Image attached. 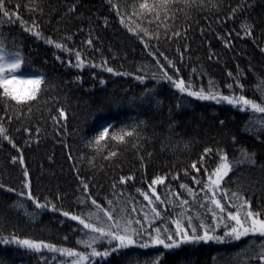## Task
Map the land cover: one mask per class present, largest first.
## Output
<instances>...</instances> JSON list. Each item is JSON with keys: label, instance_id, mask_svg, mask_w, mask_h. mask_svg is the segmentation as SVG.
<instances>
[{"label": "trees", "instance_id": "1", "mask_svg": "<svg viewBox=\"0 0 264 264\" xmlns=\"http://www.w3.org/2000/svg\"><path fill=\"white\" fill-rule=\"evenodd\" d=\"M36 2L43 8V15L28 12L24 5L29 4L30 0H14L13 9L26 21L37 19L44 36L56 42H65L72 53L62 52L46 44L43 39L37 40L30 33L23 32L18 22L5 24L3 27L9 45L12 39L17 40L22 54L30 58L33 61L32 68L38 70L32 72L28 69L24 74H43L51 85L38 106L39 110L34 107L30 115L27 109L22 115L13 110L5 114L0 104V118H3L0 123L4 124L14 143L21 149L17 152L7 141L0 139V183L5 185V188H0V229L5 234L15 232L21 237L83 250L76 244L81 233L73 231L74 228H80L74 221L60 216L59 212L45 210L35 222H31L24 215L23 209L12 207L20 199L17 192L27 193L28 189L23 188L25 182L30 184L32 193L41 202L48 198L63 210L75 213L81 207L78 198L83 197L80 179L89 182L92 195L106 207L104 197L113 198L111 184L114 180L118 181L120 175H134V181L119 185L118 188H123L126 195L130 193L142 202L143 198L136 189L146 190L147 182L156 175L170 174L167 183L176 189L180 182L197 188L192 184L191 176H184L183 170L188 168L192 172L191 163L199 160L205 147H222L230 158L238 157V149L241 147L256 153L257 165L239 166L226 178L224 186L244 192L251 200L253 210L264 211V169L260 167L264 164V143L244 131L248 120L253 115L260 114L241 113L224 103L197 101L179 93L169 82L157 83L151 78L152 73H162L148 55V50L158 55L155 47L158 42L154 39L148 41L153 47L146 50L139 39L128 31L130 23L133 28L140 25L160 32L159 50L175 62L182 78L194 81L196 88L207 89L211 82L217 90L230 94L226 84L233 81L228 73L236 75L239 68L245 95L261 102L260 89L264 85L260 81L264 80V54L259 48L264 47V0H245L243 8L233 19L227 17L231 14V9L240 5L242 0H204V7L190 10L191 19L178 13L174 22L168 21L172 26L171 31H179L181 35L172 37L169 31L167 40L164 39L162 26L158 27L156 23L149 25L140 18L139 5L143 0H113V3L121 5L122 13L127 12L124 16L126 25H121L120 17L116 15L115 9L109 7L107 0ZM17 3L20 5L18 9L15 7ZM249 3L253 7L249 8ZM67 4H76L77 11L65 16ZM214 4H219V9L213 7ZM244 23L253 26L256 43H253L252 37L244 35L241 30ZM185 28L188 29L186 33ZM69 36L71 39L65 40ZM89 39L93 41L92 45L87 43ZM225 39L229 41L230 47L224 46ZM77 50L85 61L83 68L70 66L76 63ZM58 56L60 59H57ZM160 59L166 65L163 57ZM105 62L107 67L129 75L107 72ZM92 64L97 66L92 67ZM249 68L253 71H248ZM138 69L140 70L137 71ZM165 70L174 74V69ZM137 75L145 77L144 83L135 79ZM101 80L105 83L101 84ZM145 87L154 89L155 99L147 97L144 102L137 100L129 105V98L140 97ZM236 92L239 94L238 89ZM44 99L48 100L47 105L44 104ZM59 107L66 109L67 120L60 121L61 124H66V130L57 128L56 131L60 134L56 135L47 109L52 108V114L58 115L56 109ZM17 115H20L19 119ZM139 121L147 122L148 127L141 131L145 137L150 138L140 141L139 153L143 155V166L137 149L132 147L136 142L134 137L129 138L126 145L111 142V148L119 152L118 157L111 161L103 159L102 155H97L85 146L87 140L102 130V125L111 123L118 130ZM221 121L224 123L221 124ZM170 123L175 125L178 133L173 143L180 141V144L175 151H161V143ZM37 127L41 129L38 137ZM17 128H20L19 132L16 131ZM25 128L29 131L26 132ZM233 137L236 138L235 143ZM37 138L39 143L36 142ZM184 142H190V150L183 148ZM149 152L152 153L151 157L148 156ZM13 156L17 157L15 163ZM20 156L24 158L23 165L19 162ZM93 157L94 166L90 164ZM207 163L210 169L215 167V162L211 159ZM25 169L29 173L27 181L23 175ZM177 173L179 180H172L171 176ZM8 187L15 191H6ZM158 191L162 196L167 193L163 185L158 187ZM57 196L62 199H56ZM25 203L28 211L35 210L30 201L25 200ZM140 207L141 204L138 203L137 210ZM168 212H171L170 207ZM66 236L67 240L64 239ZM248 239L226 244L182 245L179 249L167 252L163 249L129 248L119 254L113 253L104 264H145L146 260L159 253H164L163 264H242L243 257L237 256V253L245 247ZM44 255L51 257L53 254L45 252ZM62 259L64 258H58L55 264H59ZM0 264L41 262L34 253H28L15 245L0 244ZM253 264H258V261Z\"/></svg>", "mask_w": 264, "mask_h": 264}, {"label": "snow or ice", "instance_id": "2", "mask_svg": "<svg viewBox=\"0 0 264 264\" xmlns=\"http://www.w3.org/2000/svg\"><path fill=\"white\" fill-rule=\"evenodd\" d=\"M107 2L111 9L116 10L121 25H126L124 16L127 15V12L122 13L121 5L113 3V0H107ZM244 2L245 0H242L240 5L232 8L227 19L235 18L236 14L243 8ZM13 3L14 0H0V104H2L5 114L9 110H13L22 115L27 109V113L30 115L34 107L39 110L38 106L51 85L48 84L47 78L43 74H24L28 69H31L32 72L38 70L32 68L33 61L22 54L21 45L17 40L12 39L9 45L7 36L3 31L4 25H12L18 22L23 32L30 33L37 40L43 39L46 44L69 54L72 53V49L67 47L65 42H56L54 39L44 36L38 20L32 18L29 22L23 19L18 11L13 9ZM204 6V0H152V2L143 0L139 5L140 18L146 20L149 25L156 23L158 27L162 26L164 39L167 40V34L172 28L168 24L169 20L174 22L178 13H183L185 17L191 19L190 10L194 7ZM15 7L18 9L20 5L17 3ZM24 7L29 13L37 12L39 15L44 13L40 3L36 0H30V3L24 5ZM66 7L65 16L77 11L76 4H67ZM213 7L219 9L220 5L214 4ZM248 7H253V4L249 3ZM133 15H136V13L133 12ZM241 30L246 37H252L253 43H256L251 24H242ZM128 31L139 39L146 50L153 47L148 41L154 39L158 42L155 46L158 55L148 50V55L153 58L159 72L162 73V75L152 73L151 78L153 80L157 83L161 81L169 82L179 93L197 101L225 103L241 113L260 114L259 116L253 115L248 120L244 125V131L254 135L261 143H264V88L260 89L261 102L248 98L245 95V85L241 80L242 73L239 68L236 75H233L232 72L228 73L233 81L226 84L230 94L217 90L211 82L207 89L203 87L196 88L194 81L182 78L180 69L176 67L175 62L159 50L160 32L152 31L150 28L140 25L133 28L130 23ZM184 31L186 33L188 29L185 28ZM171 35L172 37H179L181 33L171 31ZM70 39V36L65 37V40ZM87 43L92 45L93 41L89 39ZM224 46L226 48L230 47L227 39H225ZM177 51H180L179 48ZM259 51L264 54V47H260ZM180 55L182 60L183 52ZM160 57H163L166 65L162 63ZM57 59H60V57L58 56ZM209 59H211V56H209ZM75 61V65L70 64V66L84 67L85 61L79 50L75 52ZM96 66L92 64V67ZM104 67L107 72L113 75H129L127 72H118L112 67H107L106 62ZM165 68L174 69V74H169ZM248 71H253V69L249 68ZM135 79L144 83L145 77L137 75ZM100 83L104 84L105 82L101 80ZM260 83L264 85V80H261ZM237 89L239 94L236 92ZM147 97L155 99L154 89L145 87L141 96L138 98L130 97L128 104L132 105L137 100L144 102ZM44 104L47 105L48 100L44 99ZM157 104H159V101H157ZM56 111L58 115L52 114V108L47 109L53 122V131L56 135H59L60 133L56 129L64 128L66 130V124H61L60 121H66L67 114L64 107H59ZM20 115H17V119L20 118ZM2 119L0 118V120ZM220 123L223 124L224 122L221 121ZM147 127L146 121H139L117 130L111 123H108L102 125V130H99L97 134L87 140L85 146L97 155H102L103 159L111 161L119 155L117 150L111 148V142H115L117 145H126L129 143V138L134 137L136 142L132 144V147L137 149L143 166V155L139 153L140 141L150 138L145 137L141 129ZM24 130L29 131L28 128ZM16 131L19 132L20 128H17ZM40 131L41 129L37 127V137ZM155 135L160 134L155 133ZM176 135L178 133H176L175 125L170 123L167 128V135L164 136L161 143V151L165 149L175 151L180 144V141L173 143ZM0 139L7 141L17 152L21 151L8 134V130L3 123H0ZM36 142L39 143L38 138ZM233 142H236L235 137H233ZM25 143H28V141ZM183 148L190 150V142H184ZM238 152V157L230 158L222 147L216 149L205 147L199 160L191 163L192 172L190 173L188 168L183 170L184 176H191L192 184L196 185L198 190L184 182L179 183L178 189L173 188L167 183L170 174L156 175L150 182L146 181L148 185L146 190L143 188L136 189L139 196L143 198L142 202L130 193L126 195L123 188H118L119 185H126L129 181H134V175H120L118 181L114 180L111 184V196L113 198L104 197L106 207L102 206L96 197L92 195L89 182L80 179L83 197L78 198L81 207L75 213L63 210L48 198L41 202L32 193L30 184L25 182L23 188L28 189L27 193L17 192L16 195L20 199L12 207L23 209L24 215L31 222H35L41 212L45 210L59 212L60 216L74 221L80 228H74L73 231L81 233L80 238L76 240V244L81 246L83 250L61 247L51 242L30 237H21L15 232L5 234L3 229H0V244L5 246L15 245L28 253H34L39 257L41 264H55L58 258H70V260H60L59 264H104L113 253L119 254L122 250L129 248L163 249L167 252L179 249L182 245L226 244L249 238L245 247L240 249L237 256L243 257L242 264H253L256 261H258V264H264V211L253 210L252 202L244 192L230 190L224 186L226 178H229L230 174L235 172L239 166L255 167L257 165L255 152H249L244 147L239 148ZM148 156L151 157L152 153L149 152ZM71 159L72 157L69 155V160ZM209 159L215 162V167L211 169L207 163ZM12 160L15 163L17 157L13 156ZM94 160L95 157L90 161L92 166H94ZM19 162L21 165L24 164L23 156L19 157ZM260 167L264 169V164ZM192 173H195V175H192ZM23 175L25 181H27L29 176L27 169L24 170ZM77 178L79 179V176ZM171 179L179 180V174L172 175ZM162 185L167 189L164 196L158 191V187ZM0 188H5V185L0 183ZM5 190L8 192L15 191L11 187ZM56 199L60 200L62 198L57 196ZM25 200L30 201L35 210L28 211ZM138 203L141 204L139 210H137ZM161 205H163V209H161ZM169 207L171 212H168ZM64 239L67 240L68 237L66 236ZM45 252L53 255L47 257L44 255ZM56 254H59V256L57 257ZM163 257L164 253H159L152 259L146 260L145 264H163Z\"/></svg>", "mask_w": 264, "mask_h": 264}, {"label": "rangeland", "instance_id": "3", "mask_svg": "<svg viewBox=\"0 0 264 264\" xmlns=\"http://www.w3.org/2000/svg\"><path fill=\"white\" fill-rule=\"evenodd\" d=\"M225 104V103H224ZM227 105V104H226ZM230 106V105H229ZM64 259H69L70 260V258H64Z\"/></svg>", "mask_w": 264, "mask_h": 264}]
</instances>
